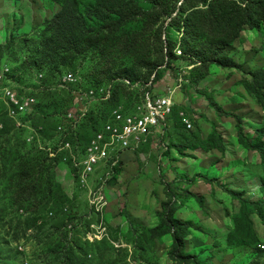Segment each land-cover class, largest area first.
Instances as JSON below:
<instances>
[{
	"label": "rangeland",
	"instance_id": "obj_1",
	"mask_svg": "<svg viewBox=\"0 0 264 264\" xmlns=\"http://www.w3.org/2000/svg\"><path fill=\"white\" fill-rule=\"evenodd\" d=\"M70 1L85 30L82 34L61 32L50 44L53 35L45 41L36 35L46 31L50 25L45 26V22L61 10L57 0H0V44L6 50L0 68L10 64L19 83L34 92L36 85L30 84L40 69L29 63L37 57L36 51L58 47V56L51 54L40 65L49 90L39 103L38 114L28 122L33 130H19L5 120L0 103V232L6 245L18 251L17 262L60 264L59 249L65 253L70 243L89 242L90 264H192L171 259L170 234L156 238L150 232L160 225V214L168 202L167 184L188 178L194 184L186 185L189 197L176 214L178 220L190 224L186 253L197 256L202 264H264V222L257 215L252 216V228L262 240L260 246H231L226 240L241 210L240 202L227 192L242 194L253 202L264 197V159L239 142L234 118L243 121L250 135L264 128L263 110L242 83V72L264 68V20L252 28L245 24L231 46L220 48L217 42L206 46L199 40L211 33V21L205 14L210 0H129V6L125 7L126 2L115 9L110 7L113 0H107L108 9L102 17L91 15L97 0ZM192 13L197 14L196 19L189 17ZM75 27L79 29L78 24ZM35 30L42 32L35 35ZM95 36L114 49L103 61L94 54ZM169 44L175 46L180 60L170 56L167 63ZM229 61L238 70L228 67ZM69 73L79 80V85L70 86L74 90L114 88L112 104L96 102L90 106L89 138L94 135L93 124L100 123L109 110L124 107L133 111L145 102L148 91L159 96L176 90L174 118L164 136L128 155L122 163L108 189L110 206L103 223L91 213L86 192L74 184L72 168L58 162L53 171L65 194L55 190L50 206L70 204L73 222L65 221L70 223L64 227L62 221H50L43 231L24 233L17 227L20 217L40 212L45 220L48 212L47 172H41V165L45 149L56 136L61 138L65 113L75 106L74 96L62 87ZM211 97L233 117L219 116L208 103ZM181 112L192 122L191 130L184 129ZM215 129L222 138L223 151L205 153L199 144ZM185 132L187 137L196 138L193 146L181 141ZM31 179H35L36 197L28 199L25 188ZM95 234H107V242L86 239Z\"/></svg>",
	"mask_w": 264,
	"mask_h": 264
},
{
	"label": "trees",
	"instance_id": "obj_2",
	"mask_svg": "<svg viewBox=\"0 0 264 264\" xmlns=\"http://www.w3.org/2000/svg\"><path fill=\"white\" fill-rule=\"evenodd\" d=\"M107 0H97L98 6L96 9H93L91 12V15L95 14L97 17H102L105 13V11L108 9L106 7ZM128 2V4H125ZM57 3L61 6V10L55 15L52 21H46L45 26H48V29L44 32L35 30V35L37 32H42L41 35H36L41 41H45L49 35H53L50 40H56L57 37L61 35V32L63 34H66L65 31L73 30L74 33H80L82 34L85 30V24L83 23V20L80 19L78 12L76 11V7L72 6V3L70 0H57ZM129 6V0H113L110 7H113L112 9H115L116 7L123 6L124 7ZM189 14V13H188ZM205 14L208 16V18L211 21V33L209 35L205 36L204 38L200 37L199 40L204 42L206 46L212 45L213 42L219 43V47H227L231 46L235 38L239 37V34L241 31H243V26L247 24L250 28L255 26V23H260L264 20V0H210L209 5H207ZM196 13H192L189 15V17H193V19H196ZM188 17V21L191 19ZM83 18V17H82ZM75 24L79 25L78 30H74ZM34 32V30H33ZM27 37V34L24 36ZM98 36L94 37V43H96L94 48V54L102 56V61L104 58H106L109 55H112L114 52V49L110 47V44H106L104 42V39H101V41L97 40ZM106 39V38H105ZM109 39V37H108ZM37 41L33 42V46H36ZM51 44V43H50ZM171 44L167 45L168 53L166 55V61L167 63H170V56L171 59H179L174 53L175 46L173 45L170 47ZM36 49V48H35ZM49 51L46 52L42 50L36 51L37 57L30 62V66H37L36 68H39L40 70H43V68L40 66L42 62L46 61L50 55L58 56V47L57 46H49L47 48ZM6 53L5 47L3 44H0V59L4 57ZM172 53H174L172 55ZM184 57V55L182 56ZM180 60V59H179ZM183 62V61H182ZM230 62V65L228 67L230 68H236L238 70V66H236L235 63ZM17 64V62H14ZM222 64V63H221ZM10 65V64H9ZM11 66V65H10ZM12 67V66H11ZM169 69V66H168ZM39 73H44L43 71H40ZM163 72V73H162ZM158 74V79H162L164 77V72L162 71ZM38 73V74H39ZM244 77L242 80V83L246 87V90L249 94H251L257 101L259 107L263 110L264 113V68H260L257 70H251L249 72H242ZM13 77L17 79L18 81L19 76H16L13 73ZM35 85V84H33ZM42 86L44 89H42L41 93L38 96L39 103L42 102V98L48 93L49 86L47 84V80L44 74V79L42 80ZM34 87H37L34 86ZM68 94H71V92L67 91ZM53 99V98H52ZM118 99V97H117ZM208 103L210 106H212L219 116L224 115L228 117H233L230 114H226L223 112L222 108L219 106V104L214 100L213 97L207 98ZM114 101V99H113ZM111 100V104L113 102ZM0 103L2 105V111H3V118L5 120H8L12 123L13 126H16L15 121L12 120L8 114H7V106L4 103V101L0 100ZM37 104L35 107L34 112L25 117L23 119V122H29L31 119L35 118V116L38 114V109L41 107V104ZM116 108H112L106 113V117L101 120V122H96L93 124L95 127V130L93 134L102 127V125L107 121L108 116L112 110ZM67 113V112H66ZM65 113V115H66ZM91 114L89 115V117ZM174 118V109L172 116L170 118L171 122ZM237 121V131H238V138L239 142L248 150H251L253 152H257L259 156H262L264 159V128L260 130H255L256 132L253 135L248 134L246 131V125L243 123V121L239 117H234ZM89 120V119H88ZM104 121V123H103ZM88 123V121H87ZM87 123L82 126L80 131L78 132V137L80 142L86 146L89 143V135H87L88 127ZM0 127L2 125L0 124ZM17 129L23 130L25 128H18ZM86 129V132H85ZM174 129V127H173ZM184 129L186 127L184 126ZM186 133V132H185ZM181 134V141H183L188 146L194 145V136L190 135L187 137V133ZM71 137V141L77 143L76 137ZM84 137V138H83ZM200 149L203 150L205 153L219 150L223 151L222 147V138L220 135H218L216 129L214 132L210 135V137L205 140L201 141ZM43 163L41 165V172L45 171L47 172V179H46V188L47 192L49 193V201L45 204V207L48 208V212L45 215V220L41 216L40 212H34V213H28L26 216L20 217L17 223V227H20L24 233H27L28 231H34L38 230L43 231L45 227L49 224L48 222H60L62 226L67 227L70 222L65 221H72L73 218V209L68 203H60L58 202L57 205H51L50 203L52 199L55 197L53 196L55 193V190H59L61 194H65L63 192V187L58 182V180L55 177V172L53 171V168H55V164L62 162V158H49L48 153L46 152V156L43 158ZM71 165V164H70ZM43 175V174H42ZM35 179H31L27 182V186L25 188L28 196V199H32L36 197L35 195V185L33 182ZM194 184V180H190L188 178H183L180 181H174L167 184V193H168V202L164 204V211L160 214V225L158 227L150 229V232H152L156 238H162L165 235L170 234L173 240L172 250L169 253L171 259H173L176 262L180 263H186L190 262L192 264H202L201 261L197 256H191L186 253V243H187V237L190 234V224L183 223L180 220L176 218V214L178 210L182 207V202L186 201L189 197V191L186 189V185L190 186ZM184 186V187H183ZM230 196L237 199L241 204V210L239 214L235 217L234 221V227L230 232L229 238H227V245H235L233 243L238 244L240 247H246L248 243L253 245L255 248L257 246H260L262 243L261 238L258 236L256 232L253 230V221L252 216L257 215L260 217V219L264 222V197L259 202H253L250 199H244L242 194L228 191L227 192ZM50 206V207H49ZM22 209V208H21ZM53 213V215H51ZM4 223L2 226L4 227ZM249 237H248V236ZM17 239V238H16ZM82 241V240H81ZM107 239H103L99 241L97 244H103L106 243ZM7 241H5L4 237L1 235L0 232V262L2 264H19L17 262L18 257V251H12L7 245ZM77 243V242H76ZM264 243V242H263ZM91 245L88 242L84 245H77L74 243H70L69 246L66 247L65 253H62V251L59 249L58 253L61 254L58 262L60 264H90L92 261V258L90 257L91 254ZM36 260L40 261L41 258H35ZM44 259V258H43ZM43 262V261H42Z\"/></svg>",
	"mask_w": 264,
	"mask_h": 264
},
{
	"label": "built area",
	"instance_id": "obj_3",
	"mask_svg": "<svg viewBox=\"0 0 264 264\" xmlns=\"http://www.w3.org/2000/svg\"><path fill=\"white\" fill-rule=\"evenodd\" d=\"M176 54L182 55L181 49H178ZM43 79L44 73L36 75L34 84L36 83L37 87L33 86L35 88L33 92L13 77V69L9 64L0 68V100L6 104L7 114L18 128L33 130L27 121L23 122V119L31 115L39 103L38 96L44 89ZM178 81L180 82V79ZM74 84L79 85V80L73 74L64 76L62 87H66L67 91L72 93L75 106L65 115L66 123L60 126L61 138L56 136L54 143L45 151L49 158L60 157L64 164L72 168L74 184L86 192L91 213L101 217L103 223L110 206L107 193L111 180L128 155L151 146L165 135L176 104L173 99L176 90L169 89L167 94L159 96L148 91L145 102L133 111L124 107L112 110L107 121L89 139L88 145L84 146L77 135L89 119L90 106L96 102L111 101L114 88L110 85L102 89L74 90L70 87ZM180 115L186 129L191 130L192 122L183 112ZM73 136H77V143L71 141L70 138ZM38 142L40 144V139ZM100 235H88L86 239L101 241L107 234ZM19 248L23 249L21 246ZM25 264H29V261Z\"/></svg>",
	"mask_w": 264,
	"mask_h": 264
}]
</instances>
